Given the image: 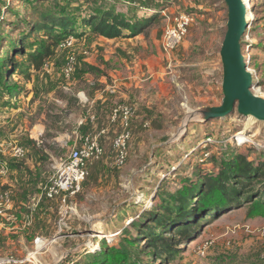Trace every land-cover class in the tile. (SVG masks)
Segmentation results:
<instances>
[{"label": "rangeland", "instance_id": "rangeland-1", "mask_svg": "<svg viewBox=\"0 0 264 264\" xmlns=\"http://www.w3.org/2000/svg\"><path fill=\"white\" fill-rule=\"evenodd\" d=\"M246 4L251 14L240 39L241 52L252 75L250 90L264 99V0ZM56 5L75 19L78 31L81 19L96 8L123 13L132 21L153 20L134 37L106 40L88 34L76 38L71 50H53L38 71L25 55L18 54V67L8 77L6 59L12 49L6 41L26 33L28 21ZM179 12L189 13L192 24L177 46L164 52L166 17ZM227 20L224 0H0V65L4 70L0 77V161L27 174L28 186L18 183L17 201L32 202L34 196L38 201L35 209L25 208L20 215L13 210L27 220V229L14 227L8 218L11 209L0 212V264H7L3 262L7 258L19 261L14 264H85L90 254L101 251L102 244L104 249L118 248L125 237H136L131 223L159 204L163 191L180 189L187 178L195 180V169L203 175L216 174L221 161L236 154L264 167V121L239 114L236 105L224 116L198 120L221 106L219 52ZM44 41L41 32L32 34L24 50L36 51ZM68 52L76 62L71 77L65 79L61 67ZM90 61L99 63L103 74L88 70ZM48 92L59 100L42 98L41 93ZM30 101H35V109L29 116ZM122 106L131 107L133 115L126 157L117 165L112 142L123 128L113 114ZM40 115L49 121L47 136L57 135L64 141L46 143L47 153L27 136L30 122ZM87 134L98 135L103 154L90 164L80 191L65 202L46 199L43 188L56 165ZM14 145L27 149L22 159L11 156ZM8 174L5 178L14 175ZM36 236L44 239L37 246ZM165 236L178 245L173 258L164 261L154 256L137 264H264V207L253 209L251 203L241 202L202 224L194 231V239L182 234Z\"/></svg>", "mask_w": 264, "mask_h": 264}, {"label": "trees", "instance_id": "trees-1", "mask_svg": "<svg viewBox=\"0 0 264 264\" xmlns=\"http://www.w3.org/2000/svg\"><path fill=\"white\" fill-rule=\"evenodd\" d=\"M81 20L82 27L78 31L75 19L64 7L56 5L41 11L36 20L27 22L26 33L6 41L12 49L11 55L6 59L7 76H11L18 67L15 60L18 54L25 55L30 66L38 71L45 65L46 59L52 56L53 50L58 52L71 50L76 38L88 34L105 39L134 37L149 27L153 17L135 18L132 21L123 13L106 10V8H96ZM40 32L45 37L44 43L36 51L30 47L32 44L29 43L30 49L25 51V42L32 34L38 36ZM70 36L73 39L72 45L60 49L61 43ZM68 54L73 53L68 52ZM66 57L61 72L63 77L68 79L73 70L68 77L64 75L63 67ZM89 64L87 65L88 70L103 74L99 65ZM2 65H0V77L4 74ZM117 119L120 120V118ZM29 141L32 143L31 140ZM25 154H27V149H25ZM10 166L20 170V167ZM10 166L7 165V167ZM193 175L196 179L192 181L187 178L185 185L180 189L173 192L163 191L165 193L159 195L160 203L148 209L146 213L144 212L138 222L131 223V227L138 232L136 237H125L118 248L104 249V244H102L101 251L90 254L88 256L90 260L85 264H137L145 258L154 256L167 261L178 252V245L165 234L188 235L189 238L194 239V231H198L202 224L208 223L211 218L234 205L249 202L253 209L264 207V167L262 163L254 165L248 161L246 155L236 154L229 160H222L216 174L203 175L195 169ZM0 187L10 189L9 185L2 184V182ZM13 198H15L14 194H12V200ZM124 232L128 235L129 231L126 229ZM142 240L143 245L140 246ZM183 243L180 242V244Z\"/></svg>", "mask_w": 264, "mask_h": 264}, {"label": "built area", "instance_id": "built-area-1", "mask_svg": "<svg viewBox=\"0 0 264 264\" xmlns=\"http://www.w3.org/2000/svg\"><path fill=\"white\" fill-rule=\"evenodd\" d=\"M167 18V23L162 36V49L169 52L177 46V44L185 37L189 27L192 24L193 17L189 13L179 12L173 13ZM72 36L66 38L60 45V49L70 47L72 45ZM75 56L68 54L63 67V73L68 77L74 66ZM133 115L131 107L122 106L114 110L113 120L120 118L123 130L118 133L112 142V147L116 152L115 163L120 165L126 157L127 142L130 137L129 123ZM11 156L21 158L25 154V149L21 145H14L10 150ZM103 154V148L98 141V135L87 134L80 139V143L69 150L66 157L61 159L56 165L53 176L49 179L43 188V196L52 200L59 198L65 202L67 197L74 196L81 189V184L88 175V166L95 160L99 159ZM5 172V165H0V174ZM12 202V191L10 189H1L0 187V212L10 209ZM62 219H60L61 221ZM40 236L33 239L34 244L42 242ZM44 240V239H43ZM204 248L200 250V254H204ZM264 256V254H263ZM4 263L14 264L19 261L12 259H4Z\"/></svg>", "mask_w": 264, "mask_h": 264}, {"label": "water", "instance_id": "water-1", "mask_svg": "<svg viewBox=\"0 0 264 264\" xmlns=\"http://www.w3.org/2000/svg\"><path fill=\"white\" fill-rule=\"evenodd\" d=\"M228 8L226 32L220 48L223 69L221 106L205 112L204 117L224 116L234 106L239 114L252 115L264 121V99L251 92L252 75L247 70L241 52L240 39L244 34L248 21L247 4L241 0H224Z\"/></svg>", "mask_w": 264, "mask_h": 264}, {"label": "crops", "instance_id": "crops-1", "mask_svg": "<svg viewBox=\"0 0 264 264\" xmlns=\"http://www.w3.org/2000/svg\"><path fill=\"white\" fill-rule=\"evenodd\" d=\"M99 38H102V37H99ZM102 39H105V38H102ZM121 60H123V59H121ZM90 63L93 65H99V63H96V61H90ZM124 65L128 66V63L124 62ZM97 80H99V78ZM108 88H109V85L106 86L105 90L107 91ZM110 91L114 92V90H112V89ZM51 93L52 92H48L47 94L41 93V94H43L42 98H45V97L47 98V96H49L55 102H57L59 100V98H57L56 95H53ZM45 95H47V96H45ZM31 96H32V92H30L28 94L26 99L31 100ZM33 100H34V98H33ZM28 103H29L28 104V108H29L28 109V115L30 116L31 114L34 113L35 101H30ZM41 108H43V104H40L39 110H41ZM43 111H45V109H42L41 113H43ZM42 118H43V116L40 115L38 118H35V120L33 119L32 123L30 122V125L27 128V136H28V139L31 140L32 143H34V145H37V146L41 145L44 148L43 152L47 153L48 150L46 149V146H47L46 143H48V146H50V145H59L60 143H63L64 141L62 138L58 137L57 135L47 136V132L50 130L49 129L50 125L48 123L49 121L45 118L44 119H42ZM74 140L75 139L72 140L73 143L75 142ZM0 152H2V149H0ZM48 154L50 157H53L52 154H50V153H48ZM1 164H2V162L0 161V165ZM3 165H5V172L3 174H0V184H1V182H2V184H4V182L8 183L10 190L12 191V194H14V196H15V198L11 202V206H10L11 212L9 213L8 218H12V221L15 222L14 227L16 229H18V230L22 229V228L27 229V227H26V225H28L27 220H25V219L22 220L19 218V215L21 214L20 210H23V209L25 210V208L35 209L37 204H38V201L37 200L34 201V200L37 198V196H34L33 198H31L32 202L25 201V200L24 201L20 200L18 202L17 201V199H18V196H17L18 188L17 187H20L19 184H24V185L28 186L29 179H28L27 175L24 172H22L21 170H18L17 168L7 167V165L5 163H3ZM28 167H30V165H28ZM8 173L14 174L13 177L8 178V176H7V178H5V176ZM23 190L24 189H22L21 192H24ZM30 196L31 195L28 194L27 197L29 198ZM38 198H39V196H38ZM13 210H19V215L17 213H13ZM24 218H27V216L24 215ZM17 221H19V222H17Z\"/></svg>", "mask_w": 264, "mask_h": 264}, {"label": "bare ground", "instance_id": "bare-ground-1", "mask_svg": "<svg viewBox=\"0 0 264 264\" xmlns=\"http://www.w3.org/2000/svg\"><path fill=\"white\" fill-rule=\"evenodd\" d=\"M248 1H249V0H241L242 3H246V2H248ZM250 14H251V7H250V5H249V6H248V9H247L246 20L249 19ZM203 116H204V115L199 116L200 118H199L198 120H199V121H202V120L204 119ZM248 116L250 117V116H252V115H248ZM186 119H188V117H187ZM186 119H185V121H186ZM253 119H254V118H253ZM185 121H184V123H185ZM241 133H242V132H241Z\"/></svg>", "mask_w": 264, "mask_h": 264}]
</instances>
